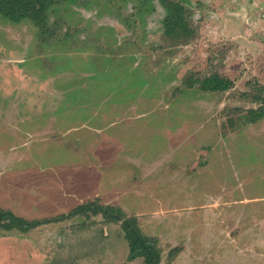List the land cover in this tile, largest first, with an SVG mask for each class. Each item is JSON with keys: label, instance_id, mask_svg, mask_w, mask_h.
<instances>
[{"label": "rangeland", "instance_id": "1", "mask_svg": "<svg viewBox=\"0 0 264 264\" xmlns=\"http://www.w3.org/2000/svg\"><path fill=\"white\" fill-rule=\"evenodd\" d=\"M171 1L191 38L158 0L60 1L43 33L0 16V210L110 205L160 264H264V0ZM214 75L231 87L200 91ZM127 255L101 215L0 232V264H144Z\"/></svg>", "mask_w": 264, "mask_h": 264}, {"label": "trees", "instance_id": "2", "mask_svg": "<svg viewBox=\"0 0 264 264\" xmlns=\"http://www.w3.org/2000/svg\"><path fill=\"white\" fill-rule=\"evenodd\" d=\"M60 1L64 0H0V16L12 24L30 22L43 33L48 21L49 9ZM158 2L165 12L163 20L165 36L171 40L191 38L193 30L189 28L188 20L190 17L182 3L171 0H158ZM231 85V81L214 75L198 82V89L207 93H223ZM189 86H193L192 83ZM258 100L260 102L259 107L248 111L250 123H255L264 118V98H258ZM79 215L91 217L101 215L105 223L120 224L128 246V262L142 259L144 264H160L161 250L157 240L141 235L134 218L126 219V216L119 209L102 206L95 202L80 205L65 216L47 220L26 221L9 211L0 210V232L26 234L42 225Z\"/></svg>", "mask_w": 264, "mask_h": 264}, {"label": "crops", "instance_id": "3", "mask_svg": "<svg viewBox=\"0 0 264 264\" xmlns=\"http://www.w3.org/2000/svg\"><path fill=\"white\" fill-rule=\"evenodd\" d=\"M102 206H110V205H102ZM111 207H114V206H111ZM114 208H116V207H114ZM118 209V208H117Z\"/></svg>", "mask_w": 264, "mask_h": 264}]
</instances>
